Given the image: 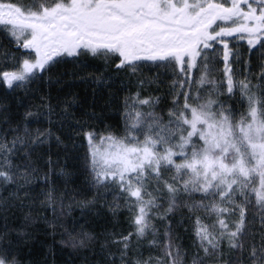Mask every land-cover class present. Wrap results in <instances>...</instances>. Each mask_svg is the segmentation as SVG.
Segmentation results:
<instances>
[{
    "label": "snow or ice",
    "instance_id": "obj_1",
    "mask_svg": "<svg viewBox=\"0 0 264 264\" xmlns=\"http://www.w3.org/2000/svg\"><path fill=\"white\" fill-rule=\"evenodd\" d=\"M61 262L264 264V0H0V264Z\"/></svg>",
    "mask_w": 264,
    "mask_h": 264
},
{
    "label": "trees",
    "instance_id": "obj_2",
    "mask_svg": "<svg viewBox=\"0 0 264 264\" xmlns=\"http://www.w3.org/2000/svg\"><path fill=\"white\" fill-rule=\"evenodd\" d=\"M85 87H86V86L81 85V86H79V87L77 88V91H79V92L81 93V95H84V94H86V93H85ZM123 226H124V227H127L126 218H124V224H123ZM41 239H43V238H41ZM50 242H51V241H49V243H50ZM37 247H39V245H37ZM64 258H65V259H69L67 256H65ZM61 264H62V262H61Z\"/></svg>",
    "mask_w": 264,
    "mask_h": 264
}]
</instances>
